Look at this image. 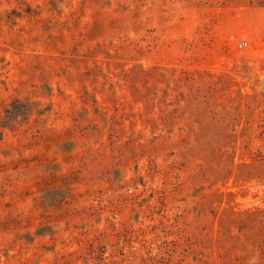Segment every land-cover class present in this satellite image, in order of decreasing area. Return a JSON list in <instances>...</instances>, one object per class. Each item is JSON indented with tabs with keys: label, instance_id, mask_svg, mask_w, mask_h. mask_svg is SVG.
<instances>
[{
	"label": "rangeland",
	"instance_id": "374dc122",
	"mask_svg": "<svg viewBox=\"0 0 264 264\" xmlns=\"http://www.w3.org/2000/svg\"><path fill=\"white\" fill-rule=\"evenodd\" d=\"M0 264H264V0H0Z\"/></svg>",
	"mask_w": 264,
	"mask_h": 264
}]
</instances>
